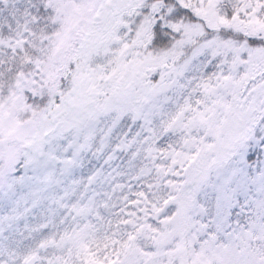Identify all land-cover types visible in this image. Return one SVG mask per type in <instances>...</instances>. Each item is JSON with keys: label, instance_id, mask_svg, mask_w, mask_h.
Returning <instances> with one entry per match:
<instances>
[{"label": "snow or ice", "instance_id": "6c2138e0", "mask_svg": "<svg viewBox=\"0 0 264 264\" xmlns=\"http://www.w3.org/2000/svg\"><path fill=\"white\" fill-rule=\"evenodd\" d=\"M0 264H264V0H0Z\"/></svg>", "mask_w": 264, "mask_h": 264}]
</instances>
